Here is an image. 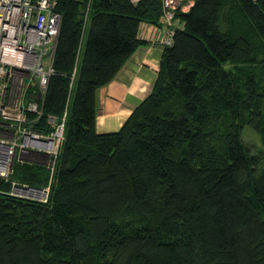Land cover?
Returning a JSON list of instances; mask_svg holds the SVG:
<instances>
[{"label":"trees","instance_id":"16d2710c","mask_svg":"<svg viewBox=\"0 0 264 264\" xmlns=\"http://www.w3.org/2000/svg\"><path fill=\"white\" fill-rule=\"evenodd\" d=\"M55 1V74L28 119L48 135L67 111L65 141L53 172L16 160L0 176V264H264V0L179 10L151 94L110 133L97 91L162 0Z\"/></svg>","mask_w":264,"mask_h":264},{"label":"built area","instance_id":"2783aa9c","mask_svg":"<svg viewBox=\"0 0 264 264\" xmlns=\"http://www.w3.org/2000/svg\"><path fill=\"white\" fill-rule=\"evenodd\" d=\"M194 0H162L164 48L174 43L180 28L177 12H186ZM55 0H0V176L9 179L16 160L44 163L52 172L65 141L67 111L51 116L52 132L45 135L32 128L28 113L41 116L49 79L55 74L54 53L59 36L60 14ZM38 197L49 188L14 187Z\"/></svg>","mask_w":264,"mask_h":264},{"label":"crops","instance_id":"0c3cea01","mask_svg":"<svg viewBox=\"0 0 264 264\" xmlns=\"http://www.w3.org/2000/svg\"><path fill=\"white\" fill-rule=\"evenodd\" d=\"M163 30L142 23L138 39L145 42L116 77L97 91V132L110 133L122 128L133 111L151 94L160 71L164 47Z\"/></svg>","mask_w":264,"mask_h":264},{"label":"rangeland","instance_id":"374dc122","mask_svg":"<svg viewBox=\"0 0 264 264\" xmlns=\"http://www.w3.org/2000/svg\"><path fill=\"white\" fill-rule=\"evenodd\" d=\"M244 138H245L246 142H249V143L253 144L254 146H258V147L262 146L261 137L259 135H257L256 133H254L250 128H246L244 130ZM42 164H44V163H42ZM29 194L30 193L26 192V190L19 192V193L15 192V195L26 197V198L37 197V196H34L33 194H30V195ZM41 195H42L41 193H38V200H44L45 199V196L41 197Z\"/></svg>","mask_w":264,"mask_h":264},{"label":"water","instance_id":"95a60500","mask_svg":"<svg viewBox=\"0 0 264 264\" xmlns=\"http://www.w3.org/2000/svg\"><path fill=\"white\" fill-rule=\"evenodd\" d=\"M33 190H42V189H37V188H31ZM35 199H38V197H35Z\"/></svg>","mask_w":264,"mask_h":264},{"label":"bare ground","instance_id":"6f19581e","mask_svg":"<svg viewBox=\"0 0 264 264\" xmlns=\"http://www.w3.org/2000/svg\"><path fill=\"white\" fill-rule=\"evenodd\" d=\"M19 195V194H18ZM30 195V194H29ZM49 195V194H48ZM31 198H33V197H31ZM41 199V198H40Z\"/></svg>","mask_w":264,"mask_h":264}]
</instances>
